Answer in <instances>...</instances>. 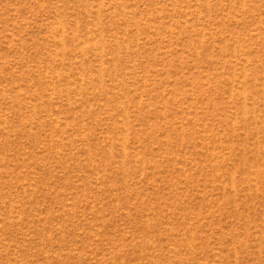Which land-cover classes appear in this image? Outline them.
Segmentation results:
<instances>
[{
    "label": "rangeland",
    "instance_id": "obj_1",
    "mask_svg": "<svg viewBox=\"0 0 264 264\" xmlns=\"http://www.w3.org/2000/svg\"><path fill=\"white\" fill-rule=\"evenodd\" d=\"M0 264H264V0H0Z\"/></svg>",
    "mask_w": 264,
    "mask_h": 264
}]
</instances>
